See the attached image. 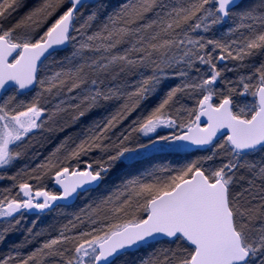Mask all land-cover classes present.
Returning a JSON list of instances; mask_svg holds the SVG:
<instances>
[{
  "label": "snow or ice",
  "instance_id": "6c2138e0",
  "mask_svg": "<svg viewBox=\"0 0 264 264\" xmlns=\"http://www.w3.org/2000/svg\"><path fill=\"white\" fill-rule=\"evenodd\" d=\"M63 2L64 0H46L43 6L27 19L39 26L43 20L51 17ZM69 2L70 6L67 10L59 15L38 39H33L30 33L18 34L16 29L21 27L20 24L8 30H0V90L12 86L15 92L24 90L37 82L41 86L45 84L44 80L37 81V62L53 46L63 45L75 39L70 36V30L76 18L75 14L79 7L83 6V0H69ZM17 3L18 0H10V2L0 0V18L5 17L8 9L13 8ZM234 4L235 0H187V3H182L181 0H175V2L134 0L132 3H125L120 12L109 17V22L103 25L101 31L88 36V41L93 43L80 44V50L109 53L108 56L102 55L100 60L92 61V65L100 69L106 70L118 63L121 65V72L125 67L134 68L138 65L153 67V75L144 79L135 92L128 93L129 99L146 93L148 88L144 86L148 85L149 81L159 83L160 77L156 73L163 72L165 67H171L173 60L176 63H187L189 67H192V58L195 57L200 63L211 67L208 78L200 84L192 85L195 88L205 89L207 92L198 101L200 112L195 117L199 121L201 116H206V128L198 127L194 131L190 122L189 134L186 135L172 137L157 135L156 139H150L148 143L138 145V148L112 145L116 148V153L108 157L109 161L120 160L126 153L148 149L162 141H190L198 146L208 145L221 129L229 130L230 134L226 137V152L229 157L237 159H229L220 167L207 170L198 166V162H194L171 176L166 182L132 181L131 192L143 198L144 203L139 207L147 213L146 218H134L124 224L109 225L108 231L103 235H93L97 231L96 228H93L92 232H81L75 238L61 233L60 239L45 243L43 249H52L53 245L66 241L72 243V248L49 252V255H59L64 258L65 253L72 252L73 255L66 259L65 264H108L109 259L120 250L154 239L156 236H163L176 242L180 249V251H173L171 256L166 255L164 264H264V222L258 225L253 223L259 209L253 207L242 209L237 202L241 193L234 196L230 192L235 178L234 170L242 166L239 161L244 155L257 150L264 152V65L256 69L259 73V84L256 90L250 93L255 98L254 101L247 110L241 109L240 112H234L230 96H223L217 104L210 103L214 89L208 86L213 85L221 73L216 70L210 54L208 56L200 54L208 45H212L214 48L227 52V56L232 59L243 60L245 56L252 55V50L264 48V30L257 31L253 25H242L249 29V35L242 36L235 54L231 50V45H224L212 39L205 40L204 37L193 39L188 35L189 31L201 28L207 32L210 24L223 22L229 16ZM207 5L211 7H206ZM149 13L153 15L149 16ZM33 17H39V19L34 20ZM247 18L258 19L264 28V16L255 17L248 14ZM192 20L196 22L189 23ZM95 41L100 43L96 44ZM123 44L130 45L124 49L123 54L113 52ZM233 44H236V41H233ZM172 49L183 50V55L178 60L174 56H169ZM80 50L73 52L72 55H79ZM130 54H135L136 58H130ZM225 58L223 55L219 57L221 60ZM104 60L107 63L101 62ZM186 74L183 71L179 72L181 76ZM60 76L61 73H56L49 91L56 87L54 81ZM60 82L63 83L62 80ZM96 83L95 80L92 81L93 85ZM76 87H79V84H73L68 91L71 92ZM249 87V83H243L244 92L241 95L249 94ZM177 90L170 91L168 98L145 120L134 122L138 126L133 127L132 131L149 136L156 133L160 126L173 127L176 122L165 119V113L162 110ZM100 97L105 100L119 98L112 90H109V93L97 90L94 95L85 99H90L94 103ZM14 99V95L9 96L0 104V122H2L0 123V167L8 165L15 158L9 145L20 141L29 131L39 127L36 118L44 111L33 104L24 111L15 112L9 108ZM130 110L126 102L122 110L112 116L104 128L90 138L95 147L101 146L95 142L107 139L105 133L115 127V122L119 119L126 118ZM83 115L84 112L81 111L80 116ZM180 127L183 128L184 125L181 124ZM129 139L130 135L124 136L120 144ZM219 147L225 148V144H220ZM79 148L83 149L84 143H81ZM77 154L73 153V155ZM207 159L210 160L212 157ZM104 171H107V168L101 165L99 171L73 172L72 175L77 179L66 183L60 177L66 176L69 169L60 168L55 175L57 183L63 186V195L36 191V197L45 198L43 202L37 203H34L31 198L30 185L22 183L20 188L24 191L25 197L29 198L21 201L9 200L6 206L4 201H0V216L11 217L22 208L40 210L49 208L50 202L66 199L85 183L102 179L101 173ZM260 173L264 174V168L260 169ZM260 198L264 201V195ZM252 199H255V196ZM130 200L131 195L111 211L121 213L125 206L130 205ZM260 209H264V203H261ZM95 223L96 221H93V224ZM43 249L37 251L42 252ZM36 255L37 253L33 252L19 260L18 264H29ZM10 259L13 258L0 260V264H9Z\"/></svg>",
  "mask_w": 264,
  "mask_h": 264
},
{
  "label": "trees",
  "instance_id": "16d2710c",
  "mask_svg": "<svg viewBox=\"0 0 264 264\" xmlns=\"http://www.w3.org/2000/svg\"><path fill=\"white\" fill-rule=\"evenodd\" d=\"M45 2L46 0H18L13 8L8 9L5 17L0 18V30H8L20 24L21 27L16 29L18 34L30 33L33 39H38L50 27L51 23L69 7L68 0H64L51 17L43 20L37 26L27 17L41 8ZM132 2L134 0H93L85 3L75 14L76 18L73 21L70 36H79L76 37L78 41L80 39L86 43H93L88 41V36L101 31L103 25L109 22V17L120 12L125 3ZM181 2L187 3V0H181ZM206 7H211V5ZM248 14L255 17L264 16V0H241L231 9L229 16L223 22L210 24L207 32L201 28L189 31L188 35L193 39L204 37L205 40L212 39L224 45H231V50L235 54L240 46L239 42L242 36L249 35V29L242 25H253L257 31L264 30L260 21L247 18ZM151 15L153 14L149 13V16ZM33 19H39V17H33ZM195 22L192 20L189 23L194 24ZM233 41H236V44H233ZM94 43L99 44L100 41ZM127 47L130 45H120L113 52L123 54ZM70 50L71 44L63 50L56 51L46 60L53 59L55 68L61 69L63 72L55 82L56 87H54L53 96H50L49 100L53 102L63 98L65 92L72 88L73 84H79V87L73 88L72 103L65 105L67 107L65 111L54 114V130L47 137L46 142L32 141V138L29 140L26 138L22 147H17L20 149L17 152L19 160L22 156L27 159L29 153L31 155L39 151V146L44 147L43 151L47 149L51 157H47L38 167L30 166L16 171L18 165L16 163L1 171L0 201H4L6 204L9 200H18L21 196L20 184L22 183L29 184L31 190L57 193V189L53 186L52 174L63 167L73 170L83 169L90 165L91 170L95 172L100 170L101 165H104L107 171L101 173L102 179L98 186L80 192L71 204L56 205L43 213L28 212L20 217L19 221H14L10 225H7L8 221L4 220L0 225V230L3 231L0 233L2 248L0 260L12 257L9 264H18L19 260L33 252H36L37 255L34 260L29 261V264H65L66 259L73 255L72 252L65 253L64 258L48 253L63 251L65 248L71 249V242L58 243L55 250L53 247L52 249H43V245L50 243L53 239H60L61 233L64 236L75 238L81 232H92L93 228H96L97 231L93 235H103L108 231L109 225L124 224L134 218H145L147 213L142 207H139L144 203V200L131 192L132 181L139 183L166 182L171 176L176 175L194 162H198V166L207 170L218 168L229 159H237L228 156L226 136L222 135L205 149L180 150L176 142L170 140L157 143L148 150L138 149L126 153L120 160L109 161L108 157L116 153V148L112 145L138 148V145L148 143L150 139H156L157 135L166 134L169 137L178 135L190 122L192 123L199 109L198 101L207 94L205 89L195 88L192 85L200 84L208 78L211 74V67L208 64L200 63L195 57L192 58V67H189L187 63H176L173 60L171 67H165L163 72L156 73L160 77L159 83L149 81V84L144 86L148 88L146 93L140 97L134 96L129 99L127 94L135 92L142 85L144 79L153 75L152 66L125 67L121 72V65L118 63L104 70L93 66L92 61L100 60L102 55L108 56L109 53L83 49L80 56L68 59ZM200 54L205 56L210 54L216 70L221 73L217 81L208 86L214 89L212 101L218 103L223 96L227 95L233 101L232 110L234 112H240L241 109L247 110V107L255 99L250 93L255 91L259 84V73L256 69L264 65V48L252 50V55L245 56L243 60L232 59L227 56V52L214 48L212 45H208ZM182 55L183 50L172 49L169 53V56H174L177 60ZM221 55L226 58L219 59ZM130 58L135 59V54H130ZM101 62L107 63L106 60ZM181 71L187 74L181 76L179 75ZM61 80L63 83L60 82ZM93 80L97 82L95 85L92 84ZM243 83H249V94L241 95L244 92ZM88 88L90 91L87 95L80 93ZM173 89L178 90L162 111L165 113L164 118L174 120L175 125L173 127L160 126L156 133L149 136L133 132L132 128L138 126L134 122H142L150 116L168 98V93ZM97 90L102 93H109V90H112L117 93L119 98L105 100L100 97L94 103L90 99H85V97L94 95ZM30 92L18 94L13 91V88H10L3 93L0 102L10 95H14L17 100H22L28 97ZM126 102L131 109L126 118L115 122V127L105 133L107 139L96 141L95 143H99L101 146L95 147L90 138L103 129L107 121L120 112ZM81 111L84 112L83 116H80ZM98 118H104V121L93 134L86 138L75 139L78 132L73 120L76 125H80L81 121L84 122L85 119L98 120ZM181 124L184 125L183 128L180 127ZM80 129L79 132L86 128ZM129 135L130 139L120 144L123 137ZM81 143H84L83 149L79 148ZM220 144H225V148H220ZM52 145L53 149L56 148L55 151L49 150ZM74 152L78 154L73 155ZM135 152L137 154L133 155ZM129 155L132 156L128 157ZM210 156L212 159H207ZM239 163L242 166L234 170L235 178L230 192L234 196L241 193L237 202L242 209L248 207L259 209L256 214L257 218L253 221L258 225L264 222V215H261L264 213V209H260L261 203H264L260 198L264 195L262 183L264 174H258L260 169L264 168V152L257 150L246 153ZM129 195H131L130 205L125 206L121 213H113L111 209L119 206ZM253 196L255 199H252ZM3 217L0 216V221L4 219ZM93 221L96 223L93 224ZM40 249L43 251L38 252L37 250ZM173 251H180L177 243L169 239H161L140 245L134 250L125 251L108 264H164V257L171 256Z\"/></svg>",
  "mask_w": 264,
  "mask_h": 264
},
{
  "label": "rangeland",
  "instance_id": "374dc122",
  "mask_svg": "<svg viewBox=\"0 0 264 264\" xmlns=\"http://www.w3.org/2000/svg\"><path fill=\"white\" fill-rule=\"evenodd\" d=\"M75 39L74 40H70L71 44V50L70 52V56L68 59H73L75 57L80 56L81 54V50H80V44L81 43H86L83 42L79 39V41L76 39V37L79 36H74ZM80 50V54L77 56H73V52ZM46 61V62H45ZM42 65L40 66V71L38 72L37 75V81L39 80H44L45 84L43 86H41L38 82L36 83V86L34 88L33 91H31L29 93V95H27L28 97L24 98V99H14L12 101V103L9 105V108L13 109V111L18 112V111H24L26 110L27 107L35 104L37 106V108L39 109H43L44 111L42 112V114L36 118L37 119V124L39 125V127L32 129L31 131H29L26 135L28 138V140L30 138H32V141H43L46 142L47 141V137H49V135L52 133V131L54 130V114H59L62 111H65V109L67 108L65 105L68 103H72L73 99L72 98V91L69 92L68 90L65 92V96L63 98H60L58 100H54L53 102H51V100H49V98H51L53 96V91L55 88H51V90L49 91L48 89L51 87V83L53 82V78L56 76V73H61V75L63 74L62 70L59 69L57 70L54 66V60L53 59H49V60H45ZM59 65V64H58ZM60 68V67H59ZM61 77V76H60ZM59 77V78H60ZM58 78V79H59ZM58 79H56L54 82H56ZM90 91V89L88 88L87 90H83L80 93L83 95H87V93ZM13 96V95H10ZM51 96V97H50ZM5 99H3L4 101ZM0 102V104L3 103ZM46 106V108H45ZM19 107V108H18ZM18 108V109H17ZM99 114V112L97 113V115ZM86 121V122H85ZM104 121V118L100 119L98 118V120H90V119H85L84 122L81 121L80 125H76L75 121L73 120V124L76 126L77 128V132L78 135L75 137V139H80V138H86L88 136H90L91 134H93L98 128L99 125L102 124V122ZM2 123V122H0ZM86 128L81 130L82 128ZM81 128V129H80ZM66 129V128H64ZM81 130L80 132L78 130ZM160 131V130H159ZM153 134V133H152ZM150 135V134H149ZM166 135V134H165ZM167 136V135H166ZM53 137V135H52ZM25 138V137H24ZM23 138V139H24ZM26 138L23 140L21 139L20 141L15 142L14 144H11L9 146V148L11 149L12 153L14 154V159L8 164V165H4L2 167H0V172L10 168V166H13L14 164L18 163L17 167H16V171H20L23 170L26 167H30V166H34V167H38L42 161H45V159L47 157H51L49 154V151L46 149V151L44 150V147H38L39 151H36L34 154L29 153V156H27V159H24L23 156L20 157L21 159L19 160V156H17V152L20 151V146L22 144L25 143ZM146 144V143H144ZM19 147V148H17ZM22 147V146H21ZM53 145L50 147L49 150H52ZM17 148V149H16ZM24 148V147H23ZM149 149V148H148ZM147 149V150H148ZM54 151L56 150V148L53 149ZM51 152V151H50ZM49 153V154H48ZM51 154H53V152H51ZM137 154V152L133 153V155ZM132 155H129L128 157H131ZM186 168V167H185ZM56 172H53L52 174V178L53 175ZM258 174H261L260 172H258ZM262 175V174H261ZM264 185V182H262ZM24 191L21 190L20 188V194L21 196L19 197V199L17 201H21L23 199H26L23 196ZM257 193V190H256ZM6 206V204H5ZM29 212L28 209H20L17 213H15L13 216L11 217H6L4 216L3 220L0 221L2 225L4 222V220L8 221L7 225H10L12 222H16L19 221V218L26 215ZM3 231L0 230V233H2ZM1 236V234H0ZM57 244L53 245L54 250L56 249ZM2 251V248L0 246V252Z\"/></svg>",
  "mask_w": 264,
  "mask_h": 264
},
{
  "label": "water",
  "instance_id": "95a60500",
  "mask_svg": "<svg viewBox=\"0 0 264 264\" xmlns=\"http://www.w3.org/2000/svg\"><path fill=\"white\" fill-rule=\"evenodd\" d=\"M93 0H83V5L85 3H88V2H91ZM241 0H235V4L232 6L235 7ZM69 2V0H68ZM69 6H70V2H69ZM81 7V6H80ZM79 7V9H80ZM227 18V17H226ZM225 18V19H226ZM224 19V20H225ZM68 44H69V41L66 42L65 44L63 45H58V46H53L51 49H49V51L47 53H45V55L43 57H41L40 61H38V67H37V72H38V68L39 66L41 65V63L43 61H45L50 55H52L54 52L56 51H59V50H63L65 48L68 47ZM15 55V54H13ZM11 60V57L9 58ZM36 76H37V73H36ZM35 84L34 83L33 85L29 86L28 88L24 89V90H19L18 92L19 93H26V92H29L31 91L34 87H35ZM12 86H9L8 88H10ZM8 88L4 89V90H0V96L3 94V92L5 90H7ZM210 103H212V101H210ZM200 112V108L199 110L197 111V114H199ZM196 114V115H197ZM192 129L195 131L198 127L200 128H206L207 127V117L206 116H201V119L199 121H197L196 119L194 120L193 124L191 125ZM186 134H189L188 133V127L186 128V130H184L183 132H181L179 135H186ZM230 132L229 130L227 129H221L217 132L216 136L213 138V141L212 143L218 138L220 137L221 135H229ZM178 146L183 149V150H195V149H204V148H207L210 144L208 145H204V146H198V145H195L193 143H191L190 141H176ZM211 143V144H212ZM86 171H91V166L90 165H87L85 169L83 170H69V173L66 175V176H62L60 177V179H63L65 180L66 183H70L74 180L77 179L76 176L72 175L73 172H86ZM101 182V179L98 180V181H95V182H89V183H85L84 185L80 186L77 188V191L75 193H73L70 197L66 198V199H60V200H57V201H53V202H50L51 207L57 205V204H71L72 202L75 201L78 193L80 192H83L85 190H88V189H91V188H94L96 186L99 185V183ZM54 186L58 189V193L57 194H53V195H57V196H62L63 195V186L60 185L59 183H57V178H56V175L54 176V182H53ZM33 198L34 200H40V202H43V200L45 199L44 197H36L35 196V192H33ZM49 208H46V209H43V210H40V209H36V208H33L31 209V211L33 212H44L46 210H48ZM147 216V215H146ZM146 218V217H145ZM161 239H168V238H165L163 236H156L154 239H149L143 243H140V244H137L135 246H132V247H127L125 249H122L120 250L117 254H115L113 257H111L109 259L108 262H110L111 260H113L116 256H118L119 254L125 252V251H128V250H134L136 248H138L140 245H143V244H146V243H149V242H152V241H156V240H161Z\"/></svg>",
  "mask_w": 264,
  "mask_h": 264
},
{
  "label": "flooded vegetation",
  "instance_id": "af4514ba",
  "mask_svg": "<svg viewBox=\"0 0 264 264\" xmlns=\"http://www.w3.org/2000/svg\"><path fill=\"white\" fill-rule=\"evenodd\" d=\"M25 136H26V135H24V136L22 137V139H23ZM10 145H11V144H10ZM10 145H9V146H10Z\"/></svg>",
  "mask_w": 264,
  "mask_h": 264
}]
</instances>
